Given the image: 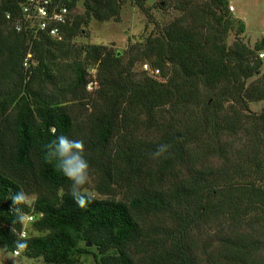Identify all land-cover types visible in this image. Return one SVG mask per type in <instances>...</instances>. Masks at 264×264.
Here are the masks:
<instances>
[{
    "label": "trees",
    "instance_id": "trees-1",
    "mask_svg": "<svg viewBox=\"0 0 264 264\" xmlns=\"http://www.w3.org/2000/svg\"><path fill=\"white\" fill-rule=\"evenodd\" d=\"M154 1L180 16L119 55L74 42L94 20L120 22L126 0H72L61 41L23 23L18 31L19 4L0 0V246L8 253L19 233L28 247L17 256L40 264H264V113L249 112L264 102V38L253 49L243 42L246 26L229 0ZM138 64L150 70L137 73ZM60 135L84 142L93 190L106 197L86 209L44 159ZM161 144L169 152L154 157ZM21 190L35 198L19 206L33 217L22 224L11 199Z\"/></svg>",
    "mask_w": 264,
    "mask_h": 264
},
{
    "label": "rangeland",
    "instance_id": "rangeland-1",
    "mask_svg": "<svg viewBox=\"0 0 264 264\" xmlns=\"http://www.w3.org/2000/svg\"><path fill=\"white\" fill-rule=\"evenodd\" d=\"M126 4L121 12L120 22L110 21L107 23H99L92 21L88 31V37H83L76 40V46L81 44L92 45H105L114 52H118L119 55L125 53L130 45L139 43L152 35L156 30V26H166L171 23L174 17L180 16V13L167 7V9L160 10L156 8L154 0H148L145 3V10L139 8L138 0H126ZM230 6L234 8V11L230 12L237 20H241L245 23L246 31L241 36L243 42L250 48H254L256 43L260 42L264 38V0H229ZM77 13H84L82 5H79ZM236 31L231 32L228 38V45H232L236 40ZM141 64H138L135 68L136 72H142ZM95 73L94 70L91 71ZM261 73L264 74V61L261 68ZM252 79L251 81H253ZM94 88V86H93ZM92 87H88V91L91 92ZM249 112L255 114L264 113V102L251 103L249 105ZM89 190L93 196L99 198L95 190H93V183L88 185ZM105 199L106 197H100ZM35 198L30 197V203ZM27 221V220H26ZM25 227L29 234L35 235L32 231V225L25 223ZM0 264H40L38 261L29 260L25 257L17 256L16 254L8 253L5 247L0 246ZM86 264H93L91 259L87 260Z\"/></svg>",
    "mask_w": 264,
    "mask_h": 264
},
{
    "label": "clouds",
    "instance_id": "clouds-1",
    "mask_svg": "<svg viewBox=\"0 0 264 264\" xmlns=\"http://www.w3.org/2000/svg\"><path fill=\"white\" fill-rule=\"evenodd\" d=\"M53 134H55V129H53ZM169 150L170 145L161 144L157 147L153 155L154 157H160L167 154ZM44 159L50 164L55 163L58 171L72 182L67 194L71 195L78 207L86 209L94 200V196L85 187L90 183V165L85 158L84 142L60 135L45 145ZM11 199L14 205L17 206V216L19 222L22 224L28 217L24 212L20 211L19 206H30V197L21 190L12 194ZM17 235L19 239L16 243L15 251L19 255L28 245L26 240L20 237L19 233Z\"/></svg>",
    "mask_w": 264,
    "mask_h": 264
},
{
    "label": "built area",
    "instance_id": "built-area-1",
    "mask_svg": "<svg viewBox=\"0 0 264 264\" xmlns=\"http://www.w3.org/2000/svg\"><path fill=\"white\" fill-rule=\"evenodd\" d=\"M19 4L21 20L17 21V30L22 29L23 23L28 29H34L47 32L49 36L57 40H62L60 33V25L67 24L69 16L72 14L70 4L72 0H14ZM233 12L234 8L230 7ZM260 59H264V52L260 53ZM32 55L28 54L25 59L24 66L27 68L30 65ZM146 71L150 70L148 64L143 66ZM156 75L159 71L155 72ZM27 221H33V217H28ZM25 233H23V237ZM16 254V252H15ZM17 255V254H16Z\"/></svg>",
    "mask_w": 264,
    "mask_h": 264
},
{
    "label": "crops",
    "instance_id": "crops-1",
    "mask_svg": "<svg viewBox=\"0 0 264 264\" xmlns=\"http://www.w3.org/2000/svg\"><path fill=\"white\" fill-rule=\"evenodd\" d=\"M230 3H232L231 1H229Z\"/></svg>",
    "mask_w": 264,
    "mask_h": 264
},
{
    "label": "water",
    "instance_id": "water-1",
    "mask_svg": "<svg viewBox=\"0 0 264 264\" xmlns=\"http://www.w3.org/2000/svg\"><path fill=\"white\" fill-rule=\"evenodd\" d=\"M90 247V246H89Z\"/></svg>",
    "mask_w": 264,
    "mask_h": 264
}]
</instances>
